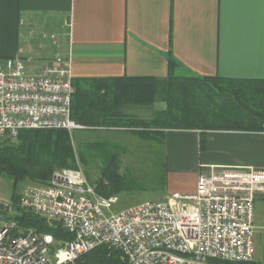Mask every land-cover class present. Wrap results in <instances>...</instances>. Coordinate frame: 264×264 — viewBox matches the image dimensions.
I'll return each mask as SVG.
<instances>
[{
  "label": "crops",
  "instance_id": "0c3cea01",
  "mask_svg": "<svg viewBox=\"0 0 264 264\" xmlns=\"http://www.w3.org/2000/svg\"><path fill=\"white\" fill-rule=\"evenodd\" d=\"M57 55L69 58L83 96H94L95 119L154 122L164 117V98L120 100L127 79L264 81V0H0V60L20 59L41 73ZM94 131L137 136L125 127ZM150 132L167 151L165 198L194 194L201 174L264 171V130ZM261 206L264 194L255 201L258 228Z\"/></svg>",
  "mask_w": 264,
  "mask_h": 264
},
{
  "label": "built area",
  "instance_id": "2783aa9c",
  "mask_svg": "<svg viewBox=\"0 0 264 264\" xmlns=\"http://www.w3.org/2000/svg\"><path fill=\"white\" fill-rule=\"evenodd\" d=\"M74 94L69 58L57 55L41 73L20 59L0 60V137L16 143L23 130H86L71 118ZM263 194V170L213 171L198 177L194 194L113 214L118 197L99 195L80 165L63 168L48 184L25 189L19 206L60 224L71 239L5 224L0 264H79L101 246L120 251L127 264H250L255 201Z\"/></svg>",
  "mask_w": 264,
  "mask_h": 264
},
{
  "label": "trees",
  "instance_id": "16d2710c",
  "mask_svg": "<svg viewBox=\"0 0 264 264\" xmlns=\"http://www.w3.org/2000/svg\"><path fill=\"white\" fill-rule=\"evenodd\" d=\"M75 85V86H74ZM75 94L71 104V118L87 129L97 127H125L145 141H153V128L197 129H244L264 130V81H239L216 78L174 77L155 79H127L119 99L136 105L151 104L161 96L167 108L164 117L154 122H112L95 119L94 96H83L81 88L73 82ZM107 89L105 93H107ZM84 97V98H83ZM138 132V133H136ZM100 145L93 143L90 146ZM63 168H77L73 139L67 130H23L18 141L11 142L0 137V177L7 176L16 183L30 181L43 186L48 184L53 173ZM110 181L101 182L96 191L103 197L117 196L119 177L117 169ZM119 179V178H118ZM16 224L24 229H33L39 234L54 236L57 242L70 240L58 223L48 224L30 212L21 210ZM79 264H127L120 251L101 246L85 255ZM253 264V263H250Z\"/></svg>",
  "mask_w": 264,
  "mask_h": 264
},
{
  "label": "rangeland",
  "instance_id": "374dc122",
  "mask_svg": "<svg viewBox=\"0 0 264 264\" xmlns=\"http://www.w3.org/2000/svg\"><path fill=\"white\" fill-rule=\"evenodd\" d=\"M153 107H146L151 111ZM76 151L77 165H80L92 187L95 189L117 169L119 179L113 188H119V201L112 209L117 214L144 202H163L168 190L167 151L158 141H145L131 133L115 131H75L70 133ZM93 143L100 145L90 146ZM57 171V170H56ZM54 174V173H53ZM39 186L30 181L16 183L13 179L0 177V227L15 223L20 215L16 202L25 189ZM171 197V196H170ZM9 206L10 208H6ZM258 223L264 224V209L260 207ZM255 230V257L253 264H264V228Z\"/></svg>",
  "mask_w": 264,
  "mask_h": 264
},
{
  "label": "bare ground",
  "instance_id": "6f19581e",
  "mask_svg": "<svg viewBox=\"0 0 264 264\" xmlns=\"http://www.w3.org/2000/svg\"><path fill=\"white\" fill-rule=\"evenodd\" d=\"M6 224H7V223H6ZM8 224H15V223H10V222H9ZM49 236H51V235H49Z\"/></svg>",
  "mask_w": 264,
  "mask_h": 264
},
{
  "label": "water",
  "instance_id": "95a60500",
  "mask_svg": "<svg viewBox=\"0 0 264 264\" xmlns=\"http://www.w3.org/2000/svg\"><path fill=\"white\" fill-rule=\"evenodd\" d=\"M6 208H10L9 206H5Z\"/></svg>",
  "mask_w": 264,
  "mask_h": 264
}]
</instances>
